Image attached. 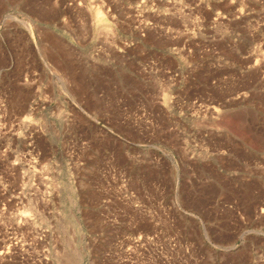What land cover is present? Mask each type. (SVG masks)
<instances>
[{
  "label": "rangeland",
  "instance_id": "obj_1",
  "mask_svg": "<svg viewBox=\"0 0 264 264\" xmlns=\"http://www.w3.org/2000/svg\"><path fill=\"white\" fill-rule=\"evenodd\" d=\"M0 264H264V0H0Z\"/></svg>",
  "mask_w": 264,
  "mask_h": 264
},
{
  "label": "bare ground",
  "instance_id": "obj_2",
  "mask_svg": "<svg viewBox=\"0 0 264 264\" xmlns=\"http://www.w3.org/2000/svg\"><path fill=\"white\" fill-rule=\"evenodd\" d=\"M100 13H101V12H98V14H100ZM102 14H103V13H102ZM102 14H101V15H102ZM97 16H98V15H97Z\"/></svg>",
  "mask_w": 264,
  "mask_h": 264
}]
</instances>
